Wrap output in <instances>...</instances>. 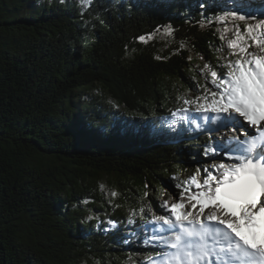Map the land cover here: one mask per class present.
Listing matches in <instances>:
<instances>
[{"label":"trees","instance_id":"16d2710c","mask_svg":"<svg viewBox=\"0 0 264 264\" xmlns=\"http://www.w3.org/2000/svg\"><path fill=\"white\" fill-rule=\"evenodd\" d=\"M227 5L0 0V264H151L150 203L216 142L172 113L224 70Z\"/></svg>","mask_w":264,"mask_h":264},{"label":"snow or ice","instance_id":"6c2138e0","mask_svg":"<svg viewBox=\"0 0 264 264\" xmlns=\"http://www.w3.org/2000/svg\"><path fill=\"white\" fill-rule=\"evenodd\" d=\"M242 10L217 17L225 24L224 32L233 31V38L224 70L208 64L200 69L213 88L205 84L201 95L181 97L183 106L172 113L189 120L188 106H194L195 111L214 114L203 119L217 124L216 130L239 132L203 151L232 162L213 163L211 171L204 167L202 180L197 168L187 186L175 185L181 189L177 199L161 204L168 215L152 214L158 228L151 240L168 250L149 258L151 264H264V20L251 22L255 16L238 15ZM228 20L248 22L240 31L229 29ZM166 31L171 34V29ZM138 39L146 42L145 36Z\"/></svg>","mask_w":264,"mask_h":264},{"label":"rangeland","instance_id":"374dc122","mask_svg":"<svg viewBox=\"0 0 264 264\" xmlns=\"http://www.w3.org/2000/svg\"><path fill=\"white\" fill-rule=\"evenodd\" d=\"M225 2H227V8L230 9L231 11H234L236 10L237 8H239L240 6L244 5H247L248 7H252V6H255L256 4H259V9H254L253 7L249 10L251 14H253L256 18V20L254 21H251V22H257L259 20H264V0H224ZM248 22V21H246ZM218 23L220 24V29H221V35L224 36V41L226 43V47H227V50L230 51V49L228 48V42L233 38V31H229V32H224V28H225V24H222L218 21ZM226 26L229 28V29H236V30H240L241 31V28L236 25V24H232L229 22V20L226 22ZM206 63L202 60L201 61V68L204 67ZM200 69H199V74L202 78H206L204 74H202L200 72ZM212 86V85H211ZM213 88V86H212ZM214 90V89H213ZM199 117L195 123V134H203V132H210L213 134V137L215 138V140H220V139H224V138H232L234 135H240L239 132H232L230 131L229 129H221V130H216L217 128V124H214L212 123L211 121L209 122H205L203 117L205 115H214V114H211V113H198L197 114ZM200 124L201 127L200 128H197L196 127V124ZM241 138H243L241 136ZM221 160H223V162L225 163H231L232 161L228 160L226 157L224 156H217V157H209L206 161L202 162L198 168L201 169V176H200V179L202 180L203 179V168L204 167H209L211 164L213 163H219ZM209 170L211 171L212 169L209 167ZM172 189V188H171ZM173 189L175 190H180L181 189H178L176 188L175 186L173 187ZM172 191L171 192H167L166 194H164L160 199L157 200L156 204L153 205L152 203H150V211H151V215L153 213H155L156 215H168V212L165 208L161 207V204H163L164 201H168L169 203L173 202L174 200L177 199V194L180 192H175V191ZM169 190H170V187H169ZM165 235H170V233H165ZM160 246V245H159ZM160 250H168V249H164L162 246H160Z\"/></svg>","mask_w":264,"mask_h":264}]
</instances>
